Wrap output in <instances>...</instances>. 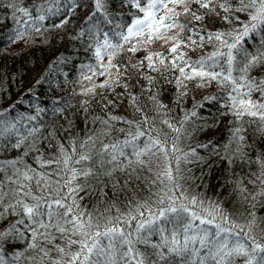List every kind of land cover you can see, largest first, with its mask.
Instances as JSON below:
<instances>
[{
    "label": "snow or ice",
    "instance_id": "1",
    "mask_svg": "<svg viewBox=\"0 0 264 264\" xmlns=\"http://www.w3.org/2000/svg\"><path fill=\"white\" fill-rule=\"evenodd\" d=\"M0 8L59 53L15 100L0 79V264H264V0Z\"/></svg>",
    "mask_w": 264,
    "mask_h": 264
},
{
    "label": "trees",
    "instance_id": "2",
    "mask_svg": "<svg viewBox=\"0 0 264 264\" xmlns=\"http://www.w3.org/2000/svg\"><path fill=\"white\" fill-rule=\"evenodd\" d=\"M31 2L32 0H24L25 6L30 5ZM5 3H7V0H5ZM15 27L16 24L12 18L11 9L0 8V79L3 80L2 91L11 93V95L5 97L6 99L10 100L17 99L18 94L22 90H26L28 87H31L38 75L44 72L51 60L54 59L55 55L59 54L58 52H53L51 44L43 43V38L41 37L35 38V43L29 44L27 46L23 44L9 45L4 40V37ZM57 47L59 51L64 50L59 44ZM65 55L72 56L73 53L71 49L65 52ZM70 67V65L62 66L60 71H70ZM73 75H75L74 71H70V76ZM51 78L53 81H55L58 78L62 79V76H58L57 73L54 72ZM46 88L47 84H45L44 88L39 90V94L44 101V106H47L49 103V96L44 94ZM27 101L28 98L25 97V103L18 107L17 110L24 111ZM2 102L3 101H0V103ZM165 102H168L167 99ZM118 114H123V111ZM221 132L210 131L207 135L200 134L193 138L184 140L181 146L185 147L186 145H195L198 142L213 138V136L219 139L221 137ZM193 170L195 171V168ZM204 171L207 177L204 182L205 188L207 189V195L212 198H218L217 193L220 191L218 185L224 180L223 165L220 163V161H215L211 169L205 168ZM237 172H239V169H237ZM197 175H199V172H197ZM214 185H217V187L214 188ZM230 191L231 189L226 191L222 198L227 199L228 193ZM109 195H111V193H109ZM95 200L96 198L93 197L92 202L94 203ZM85 203L89 202L85 201ZM225 207H227L229 211H233L234 208H239L240 206L235 204H227Z\"/></svg>",
    "mask_w": 264,
    "mask_h": 264
}]
</instances>
